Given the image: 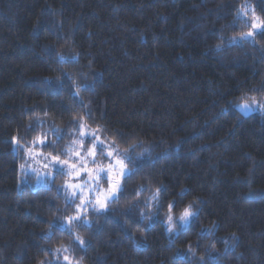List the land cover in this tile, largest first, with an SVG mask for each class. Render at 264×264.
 <instances>
[{
  "label": "trees",
  "instance_id": "16d2710c",
  "mask_svg": "<svg viewBox=\"0 0 264 264\" xmlns=\"http://www.w3.org/2000/svg\"><path fill=\"white\" fill-rule=\"evenodd\" d=\"M257 18L264 0H0V264H264V110L237 109L264 102ZM81 123L132 162L69 223L64 173L23 170L68 159ZM169 202L197 214L170 232Z\"/></svg>",
  "mask_w": 264,
  "mask_h": 264
},
{
  "label": "snow or ice",
  "instance_id": "6c2138e0",
  "mask_svg": "<svg viewBox=\"0 0 264 264\" xmlns=\"http://www.w3.org/2000/svg\"><path fill=\"white\" fill-rule=\"evenodd\" d=\"M251 27L253 29H259L264 31V21H260L258 18L256 21H254L251 24ZM254 33L252 31L247 33V36H253ZM251 102L249 103L248 100H245L242 104L238 105L239 108L241 109H245V110H252L254 106H259L261 109H264V103H261L260 101L256 100L255 97L250 98ZM102 129H100L99 127L97 128L96 131H101ZM80 140H74L72 142L71 145L68 146V148L65 150V155H68L69 153H71L72 155H74L77 158V163L80 165L81 170H87L86 169V165L88 163V159L89 157H91V163L92 164H97V161L95 159V157L98 155L96 149L97 147H99L101 149L99 155L104 156L106 159H108L110 162L107 166V168H105L102 165H98L95 169V175H93L91 170H87L89 176L93 179V181H96L100 178L101 174H104L105 177H109L111 173L115 172L116 175L115 177H111V179L109 180L110 183V188L108 190V193L104 195V199H100V197H97L96 203L99 205L100 208H104L106 205L104 203L105 200L111 198L112 194L117 191V189L120 187L119 185V177L121 176H126L130 173V169H128V163H131V158L128 156L127 154V150H125L124 152H120L117 148L114 147V145H106L104 140H101L100 137L98 135H96V132H87L86 131V126L81 123L80 124ZM85 137H88L90 139H92L93 141H95L92 146L90 148H87L86 150H84L83 148V139ZM14 140L16 138H13ZM41 143L43 144L45 141L44 139H40L39 141H33V143ZM79 144L80 147L76 148L75 146ZM105 148H109L110 150L108 151H104ZM83 152V155L81 154ZM29 155H31V152H29ZM47 159V157H46ZM54 161L58 164H65L68 165V167L70 169L75 170L77 168V163H69V161L67 159L65 160H61L59 155H54L51 156V161L50 163ZM127 162V163H126ZM45 168L49 167V164H44ZM21 168H24V165H21ZM61 172L63 171V169L60 170ZM69 175H71L72 173L69 172ZM77 175H79V171H77L76 173ZM113 180L115 182H113ZM69 187H73V188H79V185H68ZM93 191H95V189H93ZM159 192L160 189L156 190V193L152 196L153 200H156L158 202V198H159ZM73 195H75V193H73ZM84 202L82 201V204ZM89 203H91L89 201ZM175 204L173 202H169L168 206H167V222L169 225L168 230L171 232L173 231L174 225L175 223H179L181 225H185L187 224L190 219L192 217H194L197 213L194 210V206L193 204H188L183 211L180 213V215L178 217H174L173 215V210L175 208ZM79 219V206H78V211L76 216L73 217H68L67 220L69 223H72L73 221ZM76 240H78L81 244L84 243L83 239L79 236L76 237ZM64 251H67V249H63ZM56 251H61V249H57ZM65 261L69 260L68 256L64 257ZM41 264H44V262H41Z\"/></svg>",
  "mask_w": 264,
  "mask_h": 264
},
{
  "label": "rangeland",
  "instance_id": "374dc122",
  "mask_svg": "<svg viewBox=\"0 0 264 264\" xmlns=\"http://www.w3.org/2000/svg\"><path fill=\"white\" fill-rule=\"evenodd\" d=\"M243 102H240L238 105L242 104ZM248 102L250 103L251 100H248ZM261 103H264V102H261ZM238 105H237V109L242 114H248L256 110H264V109H261L259 106H254L252 110H245V109L239 108ZM86 131L92 132L88 130ZM86 138L89 140H92L88 137H85L84 139ZM80 139L81 137L79 135V138L77 140H80ZM84 139H83V142L85 141ZM94 142L95 141L92 140V143ZM91 146H87V147L90 148ZM75 147L79 148L80 145L77 144ZM87 147H86V144L83 143L84 150H86ZM108 150L110 149L109 148L104 149V151H108ZM38 154L39 153L33 149L32 154H31L32 155L31 161L25 166L23 170L24 173L31 174L33 178V181H32L33 187L43 186L47 180H50L53 178V175L55 173L61 172L60 170L63 169L62 173H64V175L66 176V179L64 180V183L62 184V188L64 190L65 197L69 198L71 202L73 201L76 203L77 211H78V206H79V218L84 214L83 211H85L88 208L90 204L89 201L90 202L94 201V204H96L99 209L105 208V207L100 208L99 205L96 203V200L98 196L100 197V199L102 200L104 199V195L108 193V190L110 188L109 180L111 179V177H115L116 173L115 172L111 173L109 177H105L104 174H101L98 180L93 181V179L89 176L87 170H91L93 175H95V169L98 165H102L105 168H107L110 162L108 159L105 158V160L99 163L98 158L95 157L97 161V165L92 166L90 165L92 158L89 157L87 158L88 159V163L86 165L87 170H81L80 165L77 163V158L71 154L67 160L69 161L70 164L77 163V168L73 170V169H70L68 165H65V164H58L54 161L50 163L51 158L46 159V160L40 159L41 161H38L39 160L37 156ZM81 154L83 155V152ZM74 159L76 162H74ZM46 163L49 164L48 168L44 167V164ZM77 171H79V175L76 174ZM69 172H71L72 174L69 175L68 174ZM123 177L124 176L119 177V185ZM113 182L115 181L113 180ZM68 185H79L80 187L73 188V187H69ZM93 189H95V191H93ZM119 189L120 187L117 189V191H115L112 194L111 198L104 201L105 205L109 200H111L117 195ZM73 193H75V195H73ZM82 201L84 202L83 204H82ZM77 211H76V214H77ZM67 223L68 222H66L65 224L68 225Z\"/></svg>",
  "mask_w": 264,
  "mask_h": 264
}]
</instances>
